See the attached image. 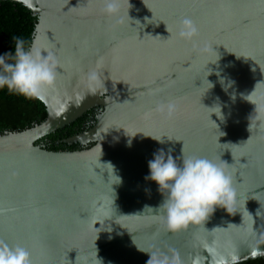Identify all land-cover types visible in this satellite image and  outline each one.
Here are the masks:
<instances>
[{
    "label": "water",
    "instance_id": "1",
    "mask_svg": "<svg viewBox=\"0 0 264 264\" xmlns=\"http://www.w3.org/2000/svg\"><path fill=\"white\" fill-rule=\"evenodd\" d=\"M0 2L38 18L33 42L60 66L38 98L47 120L0 136V240L34 264L264 259V0H118L116 15L104 0ZM185 19L198 29L191 41ZM95 109L92 129L64 141L91 148L37 145ZM160 148L227 162L231 214L170 232L145 208L163 200L145 179Z\"/></svg>",
    "mask_w": 264,
    "mask_h": 264
},
{
    "label": "clouds",
    "instance_id": "2",
    "mask_svg": "<svg viewBox=\"0 0 264 264\" xmlns=\"http://www.w3.org/2000/svg\"><path fill=\"white\" fill-rule=\"evenodd\" d=\"M104 5L103 11L108 15L121 11L118 0H104ZM128 5L130 9L129 0ZM183 24L187 30L180 36L191 41L198 29L191 19H185ZM13 41L14 52L0 55V91L6 89L9 94L25 98H43L47 90L56 86L60 73L58 60L52 52L36 47L34 42L28 44L18 36L13 37ZM161 107L170 115L175 110L171 102ZM153 139L161 144L165 142ZM225 164V161L215 163L198 156L174 157L172 149L167 152L163 148L158 149L148 161L149 175L145 179L158 185L163 200L155 208H145L155 212L173 233L205 223L217 208L231 214L237 191ZM0 264H34V261L27 248L10 246L0 240ZM218 264L227 262L221 258Z\"/></svg>",
    "mask_w": 264,
    "mask_h": 264
},
{
    "label": "trees",
    "instance_id": "3",
    "mask_svg": "<svg viewBox=\"0 0 264 264\" xmlns=\"http://www.w3.org/2000/svg\"><path fill=\"white\" fill-rule=\"evenodd\" d=\"M37 24L38 18L23 4L0 2V55L9 51L14 52L13 37H22L31 44L34 41ZM99 113V109L88 112L71 126L45 137L37 145L55 152L83 150L64 141L92 129ZM47 118V107L38 98L9 94L6 89L0 91V136L32 129L44 123ZM242 264H264V259Z\"/></svg>",
    "mask_w": 264,
    "mask_h": 264
},
{
    "label": "flooded vegetation",
    "instance_id": "4",
    "mask_svg": "<svg viewBox=\"0 0 264 264\" xmlns=\"http://www.w3.org/2000/svg\"><path fill=\"white\" fill-rule=\"evenodd\" d=\"M99 115V114H98ZM97 115V116H98ZM96 116V117H97ZM68 144V143H67ZM68 145H70V146H78L79 148H82L83 150L84 149H88V148H91V145H93V144H89V145H83V144H81V143H73V144H68ZM81 151V150H80Z\"/></svg>",
    "mask_w": 264,
    "mask_h": 264
}]
</instances>
